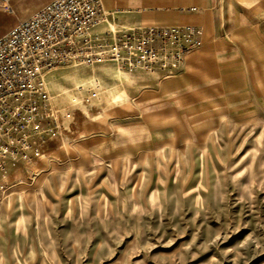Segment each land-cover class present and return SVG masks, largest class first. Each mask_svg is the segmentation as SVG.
Returning <instances> with one entry per match:
<instances>
[{
    "label": "rangeland",
    "instance_id": "obj_1",
    "mask_svg": "<svg viewBox=\"0 0 264 264\" xmlns=\"http://www.w3.org/2000/svg\"><path fill=\"white\" fill-rule=\"evenodd\" d=\"M102 3L96 53L129 40L130 64L46 74L0 173V264H264V0L152 25Z\"/></svg>",
    "mask_w": 264,
    "mask_h": 264
},
{
    "label": "built area",
    "instance_id": "obj_2",
    "mask_svg": "<svg viewBox=\"0 0 264 264\" xmlns=\"http://www.w3.org/2000/svg\"><path fill=\"white\" fill-rule=\"evenodd\" d=\"M8 2L0 0V9L9 10ZM103 11L102 0H52L0 37V173L9 158L30 146L29 132L41 126V104L34 99L45 96L46 74L71 62L109 58L108 45L97 54L89 35ZM149 32L154 35L155 29ZM129 42L115 46L111 58L130 64L122 54L131 48ZM148 44L139 48L154 58Z\"/></svg>",
    "mask_w": 264,
    "mask_h": 264
},
{
    "label": "crops",
    "instance_id": "obj_3",
    "mask_svg": "<svg viewBox=\"0 0 264 264\" xmlns=\"http://www.w3.org/2000/svg\"><path fill=\"white\" fill-rule=\"evenodd\" d=\"M28 0H9V10L0 9V37L8 33L20 21L30 17L52 0H41L36 7L28 5ZM197 0H104L110 11L123 9L122 19L136 21L137 24L176 23L177 15L174 7L194 5ZM171 6V8L169 7ZM168 7V8H166ZM168 10V11H167ZM127 23H130L127 21ZM209 35V32H207Z\"/></svg>",
    "mask_w": 264,
    "mask_h": 264
}]
</instances>
